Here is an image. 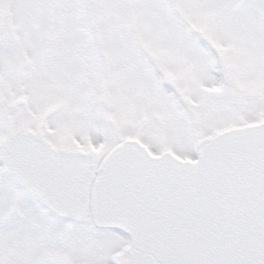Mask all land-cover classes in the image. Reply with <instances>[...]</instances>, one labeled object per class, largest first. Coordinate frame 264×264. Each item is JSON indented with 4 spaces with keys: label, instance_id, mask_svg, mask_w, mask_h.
<instances>
[{
    "label": "snow or ice",
    "instance_id": "6c2138e0",
    "mask_svg": "<svg viewBox=\"0 0 264 264\" xmlns=\"http://www.w3.org/2000/svg\"><path fill=\"white\" fill-rule=\"evenodd\" d=\"M0 264H264V0H0Z\"/></svg>",
    "mask_w": 264,
    "mask_h": 264
}]
</instances>
